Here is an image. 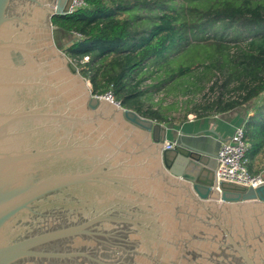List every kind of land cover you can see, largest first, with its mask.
<instances>
[{"label": "water", "instance_id": "water-1", "mask_svg": "<svg viewBox=\"0 0 264 264\" xmlns=\"http://www.w3.org/2000/svg\"><path fill=\"white\" fill-rule=\"evenodd\" d=\"M72 1L0 0V264L97 222L127 226L134 264H206L191 236L264 232V184L217 181L207 137L167 148L166 125L91 92L53 37ZM60 207L87 220L36 231Z\"/></svg>", "mask_w": 264, "mask_h": 264}, {"label": "trees", "instance_id": "trees-1", "mask_svg": "<svg viewBox=\"0 0 264 264\" xmlns=\"http://www.w3.org/2000/svg\"><path fill=\"white\" fill-rule=\"evenodd\" d=\"M82 2L51 22L75 35L64 52L93 94L111 91L140 116L170 122L173 104L154 101L155 93L208 89L209 101L193 103L195 116L251 111L243 132L246 164L255 172L249 162L264 159V0Z\"/></svg>", "mask_w": 264, "mask_h": 264}, {"label": "flooded vegetation", "instance_id": "flooded-vegetation-1", "mask_svg": "<svg viewBox=\"0 0 264 264\" xmlns=\"http://www.w3.org/2000/svg\"><path fill=\"white\" fill-rule=\"evenodd\" d=\"M60 208L48 210L44 225L36 231L79 225L87 220L79 210ZM110 223L100 225L97 222L82 232L49 240L32 249L39 255L22 257L12 264H134L136 241L130 238L125 224L110 228L107 225ZM215 235L191 236L202 242L189 241L181 250L194 262L197 254L206 251L209 256H214L206 264H264V232L252 236H226L224 232L220 236Z\"/></svg>", "mask_w": 264, "mask_h": 264}, {"label": "built area", "instance_id": "built-area-1", "mask_svg": "<svg viewBox=\"0 0 264 264\" xmlns=\"http://www.w3.org/2000/svg\"><path fill=\"white\" fill-rule=\"evenodd\" d=\"M81 4H83L82 0H73L69 12ZM84 59H87V56ZM94 95L121 106L119 101L114 99L111 91ZM187 117L192 119L194 115H188ZM164 146L167 148L172 147L173 142H166ZM247 147L248 142L244 139L243 125H238L234 128L229 139L223 141L217 150V164L214 169V175L217 181L223 180L251 187L264 184V163L255 172H250L245 157Z\"/></svg>", "mask_w": 264, "mask_h": 264}, {"label": "crops", "instance_id": "crops-1", "mask_svg": "<svg viewBox=\"0 0 264 264\" xmlns=\"http://www.w3.org/2000/svg\"><path fill=\"white\" fill-rule=\"evenodd\" d=\"M62 30V34H63ZM250 110L245 107H237L225 112L212 113L206 116H195L192 119L186 116L179 121L160 122L168 127L166 142H172V139L182 135V137H201L205 136L209 140V149L216 154L220 144L231 136L234 128L243 125ZM213 133L220 136L217 140ZM164 143V144H165ZM263 155L259 154L250 163V170L256 171L263 163Z\"/></svg>", "mask_w": 264, "mask_h": 264}, {"label": "rangeland", "instance_id": "rangeland-1", "mask_svg": "<svg viewBox=\"0 0 264 264\" xmlns=\"http://www.w3.org/2000/svg\"><path fill=\"white\" fill-rule=\"evenodd\" d=\"M53 37L58 48L63 51L75 39L73 33L63 32L62 34V30L57 27L53 30ZM144 85L145 83L142 86ZM211 97L212 93L207 89L196 95H182L180 93L175 95L173 92H170L169 94L158 92L153 95V100L156 101L160 99L164 106L173 104L172 106L174 107L168 111V114L170 117L174 118V121H179L188 115H194L195 111H191L193 103L203 104L209 101ZM189 99L191 101H188Z\"/></svg>", "mask_w": 264, "mask_h": 264}, {"label": "bare ground", "instance_id": "bare-ground-1", "mask_svg": "<svg viewBox=\"0 0 264 264\" xmlns=\"http://www.w3.org/2000/svg\"><path fill=\"white\" fill-rule=\"evenodd\" d=\"M100 99H103V98H100Z\"/></svg>", "mask_w": 264, "mask_h": 264}]
</instances>
